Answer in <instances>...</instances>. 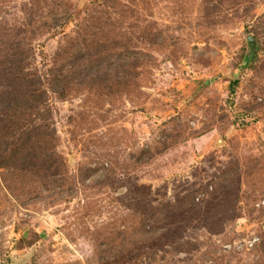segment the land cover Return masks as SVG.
Listing matches in <instances>:
<instances>
[{
    "label": "rangeland",
    "instance_id": "rangeland-1",
    "mask_svg": "<svg viewBox=\"0 0 264 264\" xmlns=\"http://www.w3.org/2000/svg\"><path fill=\"white\" fill-rule=\"evenodd\" d=\"M0 264H264V0H0Z\"/></svg>",
    "mask_w": 264,
    "mask_h": 264
},
{
    "label": "water",
    "instance_id": "water-1",
    "mask_svg": "<svg viewBox=\"0 0 264 264\" xmlns=\"http://www.w3.org/2000/svg\"><path fill=\"white\" fill-rule=\"evenodd\" d=\"M248 45H249V50L248 52L246 53L245 55V59H244V64H248V62L251 60L252 56H253V53L256 49V45H257V42L255 40V38L252 36V35H249L248 36ZM205 83H208V81H205Z\"/></svg>",
    "mask_w": 264,
    "mask_h": 264
},
{
    "label": "built area",
    "instance_id": "built-area-1",
    "mask_svg": "<svg viewBox=\"0 0 264 264\" xmlns=\"http://www.w3.org/2000/svg\"><path fill=\"white\" fill-rule=\"evenodd\" d=\"M259 237L256 235L251 236L250 238H247L246 244L247 246L245 248H249L252 247L257 241H258ZM230 244H226V246H229ZM242 247V246H241Z\"/></svg>",
    "mask_w": 264,
    "mask_h": 264
},
{
    "label": "trees",
    "instance_id": "trees-1",
    "mask_svg": "<svg viewBox=\"0 0 264 264\" xmlns=\"http://www.w3.org/2000/svg\"><path fill=\"white\" fill-rule=\"evenodd\" d=\"M234 82H235V81H234ZM234 82H233V83H234Z\"/></svg>",
    "mask_w": 264,
    "mask_h": 264
}]
</instances>
